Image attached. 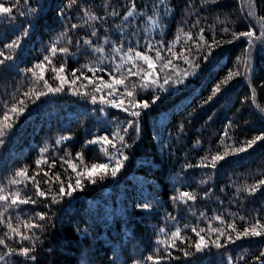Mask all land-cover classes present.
<instances>
[{
    "label": "trees",
    "instance_id": "16d2710c",
    "mask_svg": "<svg viewBox=\"0 0 264 264\" xmlns=\"http://www.w3.org/2000/svg\"><path fill=\"white\" fill-rule=\"evenodd\" d=\"M29 2L32 8L42 7V11L33 20L30 35L21 41L19 48L7 49L4 45L11 43L20 34L24 18H18L15 24L0 22V51L5 56L11 54L13 57L5 65H0V118L6 110L5 103L10 106L14 98L24 100L26 105L25 112L18 118L9 113L8 122L15 120V123L5 137V146L0 147V187L7 186V178L13 170L23 165L30 166V173L36 171L34 161L40 158V149L45 146L48 152L43 156L49 165L55 162V166L41 165L36 179L41 181L42 187L44 172L53 178L55 173H60L62 180H67L68 175L74 179L75 173L63 163L65 152L72 157L81 152L85 165L104 163L107 158L96 146L84 147L85 141L93 135H103L106 131L113 130L117 120L123 124L132 119L120 109L92 105L74 95L73 89L81 92L90 90L91 86L87 89L79 87L80 80L69 87L70 72L74 68L93 64L97 60V54L90 50L84 51L86 46L82 42L78 50L76 41L91 38L94 43H102L105 28L109 30L108 38L117 40L121 19L112 17L109 13L114 8L123 15L131 0ZM152 2L155 0H136L138 8ZM168 3L172 12L163 19L162 38L165 41H172L180 30L195 34L199 28H204L209 43L215 33L220 47L213 46L212 56L208 61L201 62L196 76L185 81L188 86L183 91L165 94L162 102L158 101L146 110L140 120L139 136L129 130L126 140L132 147L124 150L129 159L124 162V167L116 177L107 175L100 179L103 172L97 169L93 173L97 181L95 184L85 181L83 190L77 189L72 196H65L50 209L43 205L23 206L26 215H31L34 207L36 211L43 209L49 212V223L52 225L43 234L35 233L40 237L36 264H113V261L116 264H134V261L154 264V261L147 260L148 256H162L159 264H227L229 257L235 261L241 255L245 260L240 264H253L259 252L264 251V238H241L235 243L222 239L225 248L217 249L210 245L202 252L192 249L193 254L187 257L178 248H169V257L163 251L164 245L157 244L158 240L165 239L160 229L174 230V224L182 228V236L189 237V242L196 239V236L185 229L184 225L223 228L224 225L219 221L211 219L216 215H221L226 222L235 220L238 230L246 226L240 217H244L245 221L256 217L264 222V189L254 195L243 190L236 191L237 188L244 189L264 179V145L261 142L246 153L226 157V163L220 162L223 167L219 164L216 169L199 166L201 157L217 151L223 152L234 143L238 147L240 142L264 131V114L259 110L264 107V45L258 40L254 41L249 61L251 74L245 76L242 60L246 58L243 56L248 47L246 38L242 37L231 44L224 43L231 39V31L254 30L259 35L260 24L255 18L249 17L247 12L251 4L257 16H264V0H254V3L253 0H220V6L203 5L201 0H168ZM108 4L111 7L105 8ZM68 5L72 6L66 7ZM26 7L25 0H19V8L23 10ZM85 7L101 17L107 16V22L100 28V40L87 36V29L69 27L72 23H82L81 10ZM61 11L64 16H60ZM197 20L199 24L193 28L192 25ZM136 23L133 21L131 28H122L123 39L132 41L133 46L140 37L141 30L146 27L142 21L139 27H136ZM224 27L231 31L225 33ZM133 31L135 35L132 34ZM61 33L66 35L62 36ZM58 37L59 46L68 47L71 53L65 58L63 73L68 83L63 92L42 96L32 103L30 98L23 95L27 90L28 80L21 70L32 67L42 59L46 54L45 49ZM160 38L158 29L153 43ZM188 43L195 47L194 42ZM143 44L141 39L137 50H143ZM183 46L184 41H181L174 50L180 52L184 50ZM107 51L110 49L106 47ZM185 54H188L187 51ZM190 58L197 57L193 55ZM60 62V54L52 58L54 66L59 67ZM107 63L106 61L105 64ZM174 63L179 65L178 71L188 67L182 60H175ZM157 69L160 70L159 64ZM237 69L240 75L235 76L227 85H222L221 92L205 104L204 100L211 94L212 88L230 70ZM170 70L171 68L160 70V74ZM85 74L92 76L86 70ZM77 75L80 73L77 72ZM99 75L108 79L107 71ZM44 78L53 87L58 83L53 81L51 68L47 64ZM139 98L148 97L145 92H141ZM99 107H105L108 114L94 111ZM181 124L184 126L183 132L179 131ZM226 129L228 138L223 136ZM61 135H70L73 139L61 145L54 144L53 141ZM197 141L200 142L199 145L196 144ZM73 162L77 161L74 159ZM80 170L78 166L77 171ZM202 180L207 183L202 184ZM11 189L15 191L16 186H11ZM181 191L196 193L198 199L195 203L189 201L188 205L173 203L170 198ZM205 192L208 193L207 198H204ZM144 202L154 205V208L142 210L137 207ZM169 213L176 218L175 221L168 217ZM200 213H204V216L201 217ZM206 239H215V235L209 233ZM158 248L160 252H157Z\"/></svg>",
    "mask_w": 264,
    "mask_h": 264
},
{
    "label": "snow or ice",
    "instance_id": "6c2138e0",
    "mask_svg": "<svg viewBox=\"0 0 264 264\" xmlns=\"http://www.w3.org/2000/svg\"><path fill=\"white\" fill-rule=\"evenodd\" d=\"M25 2L27 7L21 10L19 8V0H0V22L15 24L18 18H24L21 22L20 34L11 43L4 45L7 49L14 50L21 46V41L30 35V31L33 28V20L42 11V7L40 9L32 8L29 0H25ZM201 3L203 5L220 6V0H201ZM71 6L68 5L66 7ZM104 7L110 8L111 5L108 4ZM14 8L16 9L15 12ZM145 9L148 11L146 12ZM81 12L80 20L82 23H72L69 26L70 29H87V36L100 40V28L102 24L107 22V16L101 17L96 12L89 11L86 7ZM171 12L172 8L168 0H155V2L150 4H142L139 8L136 0H131L130 4L125 7L123 15L114 8L109 13L110 16L121 19V25L118 26L120 35L117 40H110L108 38L109 30L105 28L102 43H94L91 38L76 41L75 46L78 50L82 42L86 46L84 51L90 50L91 53L97 54V60L93 64H85L80 68H74L70 72V88L72 85H76L78 80L81 81L79 86L81 88L87 89L91 86L90 90L83 92L73 89V94L89 101L92 105L100 104L120 109L128 113L132 119L126 120L123 124L117 120L114 122L115 128L113 130L106 131V134L103 135H93L91 139L85 141L84 147L96 146L97 150L107 158L104 163L85 165L81 152H77L75 157L65 152L62 158L63 163L71 169L72 173H75L74 179L71 175H68L67 180H62L60 173H55L53 178L49 177L47 172H44L42 177L44 187H42L41 181L36 179L41 165L55 166V162L49 165L43 156L45 152H48L46 146L40 149V158L34 161L36 171L30 173L29 165H23L13 170L7 178V186L0 187V230H2V234H0V246H2L0 248V264H29V262L36 264L37 245L40 242V237L35 235V233L43 234L47 227L52 225L49 223V212L43 209L36 211L34 207L31 209L32 214L26 215L23 206L34 205L39 207L43 205L44 208L50 209L53 205L59 204L65 196H72L77 189L83 190L85 181L95 184L97 181L93 177V173L97 169L103 172L100 179H104L107 175L116 177L124 167V162L129 159L124 151L132 147V144L126 140V137L129 136V130L131 129L136 136H139L141 132L140 120L142 115L146 114V110L156 105L158 101L162 102V97L165 94L172 95L183 91V88L188 86L185 81L189 77L196 76L197 71L201 67V62L208 61L212 56L213 46L220 47V42L216 40L215 33L211 36V43H209L205 37L204 28H199V31L195 34L191 31L180 30L172 41H165L162 38L164 32L163 19L164 16L170 15ZM247 15L255 18L260 24L259 35L254 30L236 32L231 31L228 27H224L223 31L225 33L231 31V39L224 41V43L231 44L242 37L246 38L248 47L243 53L246 58L242 60V64L244 75L250 76L251 65L249 61L254 41L258 40L264 45V16H257L251 4ZM60 16H64L63 11L60 12ZM133 21L137 22L136 27L140 26L141 21L146 25L141 30V35L136 40L135 46H133L132 41L123 39L122 31L124 26L131 28ZM198 24L199 20L192 27L196 28ZM158 29L161 38L153 43ZM132 34L135 35V32L133 31ZM61 35H66V33H61ZM141 39L144 41L143 50H137L140 47ZM181 41H184V50L177 52L174 49ZM188 42H194L195 47L193 48ZM59 45L60 39L58 37L45 49L46 54L43 55L42 59L38 60L32 67L21 70L28 80L27 90L23 95L25 98H30L32 103H35L42 96L63 92L65 84L68 83L63 73L66 65L65 58L71 53L68 47ZM106 47L110 51L106 52ZM185 51L188 54H185ZM58 54L61 55V62L59 67H56L52 64V58ZM193 55L197 58L191 59L190 57ZM0 57H2L0 65H5L6 61L13 59L11 54L5 56L3 51H0ZM175 60H182L188 67L178 71L179 65L174 63ZM106 61L108 62L107 64H105ZM46 64L51 68L53 81L58 82L55 87L44 78ZM157 64H159L160 70L169 68L171 70L161 75L160 70L157 69ZM8 66L10 67V65ZM85 70L88 73H92V76L86 75ZM105 71L108 73L107 80L102 75H99ZM77 72L80 73L79 76ZM238 75H240L238 69L235 71L230 70L228 75L212 88L211 94L204 100V103L207 104L212 101L213 97L221 92L222 85H227L229 81ZM133 77L137 79L133 80ZM85 81L87 82L86 84L84 83ZM141 92H145L148 98H139ZM253 100H255V93H253ZM5 109L2 113V118H0V147L5 146V137L15 123V120L8 122L9 113L18 118L25 112L26 105L24 100L16 97L10 106L5 103ZM259 110L261 114H264V107ZM94 111L105 115L108 114L105 111V107L96 108ZM229 127H231V122H229ZM183 129L184 126L181 124L179 131L183 132ZM223 136L228 138L227 129L224 131ZM72 139L73 137L70 135H61L53 143L61 145ZM258 142L264 145V131L251 139L240 142L238 147L234 143L230 148H225L223 152L217 151L215 154L209 153L201 157L199 166L216 169L219 164L220 167H223L220 162L224 161L226 163V157L246 153ZM199 143V141L196 142L197 145ZM74 159L77 162L74 163ZM78 166L81 169L80 171H77ZM189 167H192V165H189ZM65 171L67 172V169ZM29 182H31L30 185ZM201 183H207V181L202 180ZM11 186H16V190L13 191ZM261 189H264V179H260L244 189L237 188L236 191L240 192L243 190L249 195H254ZM207 196L208 193L205 192L204 198H207ZM170 199L173 203L188 205L189 201L195 203L198 199V194L181 191ZM137 207L142 210H152L154 205L144 202L137 205ZM22 215H24V218H21ZM200 216L203 217L204 213H200ZM168 217L173 221L176 219L170 213ZM211 219L219 221L224 227L217 226L213 228L211 225H206L205 228H198L194 225H184L185 229H189L196 236V239L189 242V237L182 236V228L174 224V230L160 229L165 239L158 240L157 244L164 245L163 251L167 252L169 257L171 256L169 248H178L187 257L193 254L192 249H195L196 252H202L204 249L209 248L210 245L217 249L225 248L226 245L222 242V239L228 243H235L241 238H264V222L259 218L253 217L251 221H245L244 217H240V220L244 221L246 225L242 227V230H238L235 220L226 222L221 215H216ZM13 220H15V223ZM209 233H213L215 239L207 240L206 236ZM157 252H160L159 248ZM161 258L162 256H148L147 260L154 261V264H159ZM244 260L245 257L243 255L237 257L235 261H233L232 257H229L227 264H240ZM113 264H116V261H113ZM134 264H141V262L134 261ZM253 264H264V251L259 252Z\"/></svg>",
    "mask_w": 264,
    "mask_h": 264
},
{
    "label": "bare ground",
    "instance_id": "6f19581e",
    "mask_svg": "<svg viewBox=\"0 0 264 264\" xmlns=\"http://www.w3.org/2000/svg\"><path fill=\"white\" fill-rule=\"evenodd\" d=\"M126 228V227H125ZM126 232V231H125ZM177 260V259H176ZM181 260V259H180Z\"/></svg>",
    "mask_w": 264,
    "mask_h": 264
}]
</instances>
